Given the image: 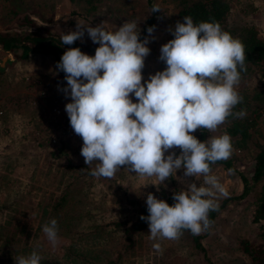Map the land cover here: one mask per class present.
<instances>
[{
    "label": "rangeland",
    "instance_id": "1",
    "mask_svg": "<svg viewBox=\"0 0 264 264\" xmlns=\"http://www.w3.org/2000/svg\"><path fill=\"white\" fill-rule=\"evenodd\" d=\"M180 1L97 0L90 9L81 0H0V28L13 23L9 13L13 6L17 17L27 14L53 34L75 31L78 23L96 27L106 22L115 31L124 22L135 21L143 40L149 34L142 26L153 18L155 30L149 37L150 54L142 72L146 82L166 68L159 59L160 49L177 23ZM229 1L227 26L254 25L264 31V0ZM155 4L161 10L153 13ZM83 39L93 43L87 32ZM89 55L94 56L95 51ZM65 87V77L59 75L51 55H32L21 61L0 48V264H15V257L33 250L42 257L41 264H250L239 242L260 240L264 223L252 219L261 182L241 196V177H251L257 145L264 140L263 105L251 98L264 90L260 67L241 77L236 86L245 105L240 111L246 110L255 126L245 148L233 145L230 159L234 169L217 165L212 170L229 195L219 198L209 229L195 235L201 248L187 231L175 240L150 239L147 225L135 234L133 245L123 249L119 227L133 220L139 206L146 205L147 194L166 201L188 183L202 184L203 176L185 178L181 169L162 184L155 176L131 172L127 165L111 178L90 175L95 163L89 167L81 155L83 140L71 128L65 111L71 102L62 91ZM132 98L137 102L134 94ZM229 122L227 118L216 131L208 130L205 141L224 134ZM171 151L180 154L176 148L165 156ZM51 219L58 224L55 247L43 232ZM98 226L102 228H93ZM155 243L161 245L160 251L153 247Z\"/></svg>",
    "mask_w": 264,
    "mask_h": 264
},
{
    "label": "clouds",
    "instance_id": "2",
    "mask_svg": "<svg viewBox=\"0 0 264 264\" xmlns=\"http://www.w3.org/2000/svg\"><path fill=\"white\" fill-rule=\"evenodd\" d=\"M159 4L152 12L160 11ZM149 27L143 40L135 21L117 30L81 25L61 36L63 45L82 40L85 32L100 46L90 56L80 48H69L57 63L65 73L63 88L71 102L65 111L70 126L83 140L81 155L95 167L94 177L111 178L121 166L140 176H155L163 184L173 172L184 177L203 176V183H188L173 194L174 204L147 194L150 239L175 240L182 230L198 235L209 229V212L219 209L220 197L228 190L212 174L211 164L232 154L231 136L210 137L201 142L197 129L214 132L229 116L243 118L246 110L233 113L242 97L236 90L245 67V46L224 31L219 22L194 24L191 16L170 28L174 39L161 46L159 59L166 68L144 82L145 58L150 54ZM239 69V70H238ZM102 73V74H101ZM137 102H133V96ZM180 149L165 156L172 149ZM231 171V170H230ZM47 240L56 246L58 224L51 219L43 226ZM153 247L161 250V245ZM15 264H41L33 250L14 258Z\"/></svg>",
    "mask_w": 264,
    "mask_h": 264
},
{
    "label": "trees",
    "instance_id": "3",
    "mask_svg": "<svg viewBox=\"0 0 264 264\" xmlns=\"http://www.w3.org/2000/svg\"><path fill=\"white\" fill-rule=\"evenodd\" d=\"M86 1L89 4L88 8L94 9V3L97 0H81ZM150 3V0H148ZM180 7L177 12V22H183L185 16H191L194 24H199L200 22H219L224 31L229 32L234 38H239L245 46V67L246 71H241V77L248 75L253 71L255 67H260L262 74H264V31L261 32L254 25H239V26H227L225 23L226 16L230 10L229 0H181L179 3ZM9 13L11 14L10 21L13 23L9 26H4L0 28V48L4 51H8L16 57L18 60H26L30 55H41L48 56L51 55L57 66V63L61 60L62 55L69 48H80L85 54L92 53L98 48L97 45L88 42L84 39L75 41L72 45H63L61 43V36L63 34H53L48 29H42L39 27L35 20L29 15L24 14L22 16L18 15V11L15 7L9 8ZM154 19H148L142 26L143 31H147L149 27L153 26ZM174 39L172 32L169 36V41ZM239 70V69H238ZM59 75L65 77V73L59 70ZM252 99L263 105L264 112V90L256 93L251 97ZM239 103L233 109V113L239 112L240 108L243 107L244 103ZM245 106V105H244ZM230 122L225 127V132L231 136L232 145L237 148H245L246 140L250 136V129L255 126V121L250 115H246L243 118H236L235 115L229 116ZM69 119V118H68ZM72 128V127H71ZM201 142L205 141L208 136L207 129H197L194 133ZM62 148L60 147L59 152ZM178 151L180 149L178 148ZM56 155V156H57ZM217 165H222L227 169H234L232 166L231 159L220 160L211 164V169ZM243 183L242 195H246L250 192L252 187L258 183L260 184V190L254 201V211H253V222L264 223V140L257 145V151L254 155V165L253 172L249 179L242 176ZM173 194L171 193L166 201L169 205L175 203L173 200ZM134 205L136 202L129 201ZM215 210L209 212V220L211 221L214 217ZM147 216V205H141L134 212L133 220L122 222L119 229L122 230L123 249H126L133 245L134 236L136 233L144 230L148 223L141 219V216ZM95 230H100L102 226L93 227ZM260 240L250 241L248 239H242L239 242L240 249L246 253L249 257L250 264H264V225L261 227ZM187 231L191 234L192 239L196 247L201 248L199 243V237L191 233L190 230H182V232ZM22 250H25L22 249ZM11 262L10 259H7ZM111 263V262H110ZM83 264H97L94 261L85 262ZM109 264V263H108Z\"/></svg>",
    "mask_w": 264,
    "mask_h": 264
},
{
    "label": "crops",
    "instance_id": "4",
    "mask_svg": "<svg viewBox=\"0 0 264 264\" xmlns=\"http://www.w3.org/2000/svg\"><path fill=\"white\" fill-rule=\"evenodd\" d=\"M30 56H32V55H30ZM30 56H29V57H30ZM33 56H34V55H33ZM29 57H28V58H29Z\"/></svg>",
    "mask_w": 264,
    "mask_h": 264
}]
</instances>
